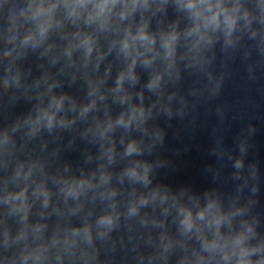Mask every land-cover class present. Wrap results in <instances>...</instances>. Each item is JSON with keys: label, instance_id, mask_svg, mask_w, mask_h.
I'll return each mask as SVG.
<instances>
[{"label": "water", "instance_id": "obj_1", "mask_svg": "<svg viewBox=\"0 0 264 264\" xmlns=\"http://www.w3.org/2000/svg\"><path fill=\"white\" fill-rule=\"evenodd\" d=\"M186 2L148 0L124 19L118 4L101 29L86 12L69 17L63 0H0V264L264 259V0H221L236 17L230 33L223 15L204 27ZM51 3V18H32ZM142 25L155 44L135 46L133 80L121 43ZM86 35L91 54L78 46ZM134 109L143 115L116 123ZM44 112L55 113L51 128ZM129 169L147 170V182Z\"/></svg>", "mask_w": 264, "mask_h": 264}, {"label": "clouds", "instance_id": "obj_2", "mask_svg": "<svg viewBox=\"0 0 264 264\" xmlns=\"http://www.w3.org/2000/svg\"><path fill=\"white\" fill-rule=\"evenodd\" d=\"M120 4L122 5V10L119 12V16L121 19L126 18L128 15L133 13L138 7H148V0H143V3L141 4V0H131V3L128 2V0H63V6L67 10V15L72 18L79 19L83 12H86V18L85 23L92 24L94 22H98L101 29H105L109 25L110 17L113 13V10L115 7ZM58 3H51L47 7H44L43 4L38 5L35 12L32 14V18L35 19L39 16L47 14L49 18H51V14L57 9ZM184 7L191 10L193 12V16L197 19L203 17L204 18V27H219L221 23V15H223V23L225 24L228 33L232 31L236 24V17L232 15L227 8H225L222 5L221 0H216V3L213 4L211 0H187V2L184 4ZM238 7V6H237ZM215 9V10H214ZM207 12L210 15L204 16V13ZM50 23H44L39 26V35L42 38L46 32L48 31V28L50 27ZM146 25H142L137 33L133 35L130 31L126 30L125 38L121 43V50L125 53L126 56L133 55V52H136V55H140L142 53H139L136 50V45H145L147 50H151V46L155 44V38L150 36L145 31ZM200 28V25L197 24L195 28L192 29V32H198ZM177 39V35L173 32L166 37L162 39V47L166 50V55L171 56L174 51V43ZM33 40L32 35H28L25 37L24 43L27 44L29 41ZM93 44L94 40L91 36H84L83 39L79 42V47H83L86 50V54H91L93 50ZM70 54V50H69ZM6 56L8 53L5 54ZM136 62V56L133 55L132 64L129 67L128 76L135 80L136 77L132 73V68L134 67ZM145 63H150V61L145 60ZM124 79V74L121 73V75L117 79V89L120 88V85ZM160 77L156 76L153 80L150 81L148 87L152 88L155 87L159 81ZM62 101L63 98L57 100L53 99V105L57 110H59L62 107ZM92 107V105H89L83 109V113H86L89 111V108ZM137 111L139 115H143V109L139 110H133L132 116L129 118V120H124L123 116H121L116 123L123 124L125 127H127L131 120L136 117ZM82 113V114H83ZM41 119L46 120L47 126L51 128L53 126V122L55 120V113H49L44 112L41 116ZM63 123V121H61ZM108 127H111V124L108 125ZM136 146L134 143L129 144L127 152L131 154L132 152L136 151ZM239 166V164L237 165ZM127 175L131 177H135L137 179H143L145 182H147V170H145V174L143 176H139L135 169H129L127 172ZM103 180H107V177H102ZM84 182H81V185H83ZM76 188L70 187L68 189V194L75 195L76 194ZM47 193H45V196ZM18 198V197H17ZM47 203V201H45ZM141 203H147L146 199L141 200ZM211 207V205L209 206ZM136 211L135 207L130 209L131 213H134ZM199 218L203 219L204 213L201 212L198 214ZM101 224L111 225L112 224V217L105 216L102 217L99 221ZM217 224H219V219L215 221ZM182 225L184 226V229L186 231L191 230L193 227V220L192 215L190 212L186 213L184 215V219L181 221ZM240 241L238 240L237 243ZM252 251H257V249H253ZM248 252L247 250H244L241 252V260L239 264H251L250 261H245L243 259L244 256H247ZM227 259V257H225ZM257 264H264V259L261 261H258Z\"/></svg>", "mask_w": 264, "mask_h": 264}]
</instances>
